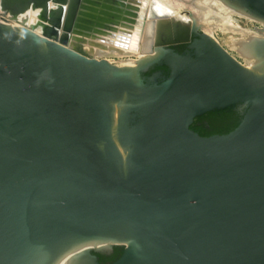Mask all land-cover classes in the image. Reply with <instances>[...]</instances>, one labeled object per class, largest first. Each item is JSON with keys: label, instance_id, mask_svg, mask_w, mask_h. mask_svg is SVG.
<instances>
[{"label": "water", "instance_id": "95a60500", "mask_svg": "<svg viewBox=\"0 0 264 264\" xmlns=\"http://www.w3.org/2000/svg\"><path fill=\"white\" fill-rule=\"evenodd\" d=\"M223 1L264 23V0ZM83 3L1 0L40 9L43 33L0 22V264L104 244L124 247L112 264H264V37L239 41L246 66L176 23L154 58L119 67L69 47ZM229 107L233 131L192 129Z\"/></svg>", "mask_w": 264, "mask_h": 264}, {"label": "bare ground", "instance_id": "6f19581e", "mask_svg": "<svg viewBox=\"0 0 264 264\" xmlns=\"http://www.w3.org/2000/svg\"><path fill=\"white\" fill-rule=\"evenodd\" d=\"M39 14L40 9L31 8L13 16L2 9L0 0V22L26 27L42 35ZM80 16L71 32L69 47L80 48L87 56L100 60L109 56H136L122 60L123 67H135L154 58L155 45L176 23L200 27L212 37L216 27L225 32L257 36L242 27L230 26L237 17L250 16L223 0H84ZM261 23L263 27L258 31L264 37V23Z\"/></svg>", "mask_w": 264, "mask_h": 264}, {"label": "flooded vegetation", "instance_id": "af4514ba", "mask_svg": "<svg viewBox=\"0 0 264 264\" xmlns=\"http://www.w3.org/2000/svg\"><path fill=\"white\" fill-rule=\"evenodd\" d=\"M172 50L179 54L194 53V49H192L189 44L174 46L172 47ZM169 75L170 70L165 64L155 65L142 73V77L145 81L154 78L159 83L166 80ZM233 110L241 114V111H239L237 108L233 107ZM203 123L207 125L206 121H204ZM123 253L124 247L122 246H110L106 244L98 245L90 249L89 252L72 254L68 256L64 260L63 264H112L116 262L123 255Z\"/></svg>", "mask_w": 264, "mask_h": 264}, {"label": "rangeland", "instance_id": "374dc122", "mask_svg": "<svg viewBox=\"0 0 264 264\" xmlns=\"http://www.w3.org/2000/svg\"><path fill=\"white\" fill-rule=\"evenodd\" d=\"M182 2V3H181ZM179 4H186L184 1H178ZM188 10L192 11L191 7H186ZM185 9V10H187ZM233 23V25H232ZM214 25H217L216 22H213ZM237 25V26H236ZM230 26L233 27H242L246 30H248L249 33L255 34L257 36H262V33L259 32V28H262L263 25L260 21H257L253 18H248L246 16L244 17H237L235 20H233L230 23ZM259 33V34H258ZM214 38L237 60L242 62L246 66H251L252 60H249L241 55L239 51H237L236 47L238 46V43L241 39L248 37L247 34H241V33H230L229 31H223L221 28H215V31L213 33ZM237 45V46H236ZM136 56H125V57H118V56H109L106 58L109 62H111L114 65L122 66L124 63H121L122 60L129 59V58H135Z\"/></svg>", "mask_w": 264, "mask_h": 264}, {"label": "trees", "instance_id": "16d2710c", "mask_svg": "<svg viewBox=\"0 0 264 264\" xmlns=\"http://www.w3.org/2000/svg\"><path fill=\"white\" fill-rule=\"evenodd\" d=\"M242 115L233 108L215 110L197 117L192 124V129L202 136L227 134L233 131L241 122ZM206 121L207 125L203 122Z\"/></svg>", "mask_w": 264, "mask_h": 264}]
</instances>
